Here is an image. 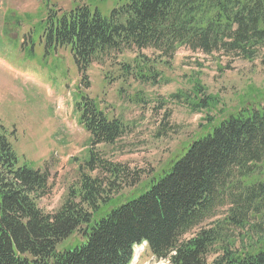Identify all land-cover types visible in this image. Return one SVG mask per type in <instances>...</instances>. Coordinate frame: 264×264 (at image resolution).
I'll list each match as a JSON object with an SVG mask.
<instances>
[{"label":"trees","instance_id":"16d2710c","mask_svg":"<svg viewBox=\"0 0 264 264\" xmlns=\"http://www.w3.org/2000/svg\"><path fill=\"white\" fill-rule=\"evenodd\" d=\"M108 13L87 4L63 13L49 9L38 25L48 48L71 49L80 75L75 111L90 135L84 168L110 180L83 173L64 205L44 212L49 174L20 162L11 140L16 132L0 123V264H130L144 241L153 257L171 264H264L260 91L250 88L252 97L218 122L208 116L219 98L202 82L172 95L194 112L207 111L204 133L128 195L118 189L125 168L93 151L114 145L127 126L87 93L88 70L112 52L154 50L162 60L187 48L255 61L264 56V0H118ZM123 71L153 85L162 75L156 61L140 53ZM220 207L227 213L212 222ZM75 234L82 241H72Z\"/></svg>","mask_w":264,"mask_h":264},{"label":"rangeland","instance_id":"374dc122","mask_svg":"<svg viewBox=\"0 0 264 264\" xmlns=\"http://www.w3.org/2000/svg\"><path fill=\"white\" fill-rule=\"evenodd\" d=\"M117 3L0 0V123L10 133L16 132L11 140L20 162L49 174L51 193L40 201L46 213L64 205L70 192L78 188L83 173L110 179L105 172L91 173L84 168L91 146L90 135L75 111L78 69L69 46L47 47L39 20L49 9L63 13L84 4L108 15ZM15 19L18 22H12ZM139 53L156 61L162 74L156 85L138 82L123 71V66L134 64ZM155 55L159 53L154 50L112 52L88 70L91 87L87 93L100 102L110 118L121 119L127 126L126 134L114 145L93 150L99 158L125 168L118 182L120 195H128L160 174L172 156L179 152L176 158L185 144L204 133L207 111L194 112L172 95L202 82L208 94L219 98L218 108L208 116L216 122L251 98L250 88L264 95V56L250 62L187 48H179L170 59ZM227 210L220 207L212 222L223 220ZM71 240L82 238L75 234ZM143 248L139 247L132 264H169L154 258L148 248L143 252Z\"/></svg>","mask_w":264,"mask_h":264}]
</instances>
